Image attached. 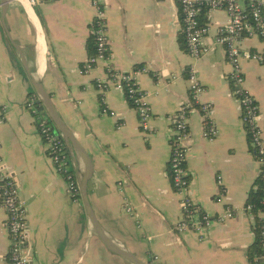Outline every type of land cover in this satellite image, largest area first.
Returning a JSON list of instances; mask_svg holds the SVG:
<instances>
[{
	"label": "crops",
	"instance_id": "obj_1",
	"mask_svg": "<svg viewBox=\"0 0 264 264\" xmlns=\"http://www.w3.org/2000/svg\"><path fill=\"white\" fill-rule=\"evenodd\" d=\"M3 1L0 158L26 206L31 264H251L259 255L249 259L260 216L248 213L246 205L257 192L260 168L232 91V66L224 48L214 45L228 14H203L210 50L196 61L186 41L185 48L179 41L178 0H105L110 58L86 75L82 66L91 57L90 24L96 15L91 0L37 6L9 0L7 12ZM241 44L264 54L259 36L245 37ZM192 66L205 89L200 102L212 104L219 136L203 138L201 112L191 113L190 195L212 217L227 208L236 212L234 219L214 225L204 242L193 232L173 231L181 220L182 195L172 188L170 136L180 108L191 99ZM137 67L146 68L137 81L149 93L153 112L146 133L125 93L114 88L106 93V106L116 113L112 117L102 111L95 87L109 69L130 73ZM241 67L245 87L263 113L264 138V64L244 60ZM32 96L39 99V116L50 119L65 140L80 190L77 201L54 169L38 117L26 106ZM5 224L0 206V264H10Z\"/></svg>",
	"mask_w": 264,
	"mask_h": 264
},
{
	"label": "built area",
	"instance_id": "obj_2",
	"mask_svg": "<svg viewBox=\"0 0 264 264\" xmlns=\"http://www.w3.org/2000/svg\"><path fill=\"white\" fill-rule=\"evenodd\" d=\"M32 6L42 2H55L58 0H28ZM182 11V33L186 41L188 54L196 61L204 58L210 48L206 38L210 27L202 23V16L206 12L224 10L228 14V21L220 29L215 39L216 46L224 48L226 58L232 66L230 80L232 91L241 107V121L254 150L259 164L258 184L255 191L261 193V207L257 211L260 218L259 255L251 264H264V138L261 121L263 113L254 96L246 89V78L242 71L241 63L244 60L264 64V54L242 48L245 37L259 36L264 40V0H178ZM96 11L95 18L90 24V34L95 40V55L91 56L82 66L84 74H90L97 63L110 58L108 41V25L105 19V0H91ZM146 72V68H135L130 73L113 72L108 70L107 78L97 79L95 87L99 92L102 111L116 117L114 111H109L106 106V93L112 88L126 94L129 102L135 108L141 129L146 133L150 128L152 107L149 102V93L144 91L137 81V75ZM190 94L188 100L180 108L170 136L171 157L169 170L173 190L182 195L180 200L181 220L173 227L177 234L193 232L198 240L204 242L211 228L216 224L236 217L235 210L227 208L217 217L205 213L190 195L191 175L186 167L187 156L190 152V116L198 109L201 112L204 128L203 138L214 141L219 136V129L211 118L212 104L201 103L200 98L205 89L202 86L194 66L189 68ZM30 112L38 117V132L50 154L55 171L61 175L67 184V193L73 201L79 197V186L74 174L71 173V159L64 138L55 131L48 118L40 117L38 109L39 99L32 96L26 104ZM6 110V107H4ZM119 124L118 128H121ZM121 184V182H120ZM217 184H224L223 178L218 176ZM0 206L6 212L5 228L10 240L8 261L10 264H31L27 253L29 248V226L27 210L20 199L14 176L7 172L0 158ZM255 205L248 203L246 211L254 212ZM131 212V210L129 209Z\"/></svg>",
	"mask_w": 264,
	"mask_h": 264
},
{
	"label": "trees",
	"instance_id": "obj_3",
	"mask_svg": "<svg viewBox=\"0 0 264 264\" xmlns=\"http://www.w3.org/2000/svg\"><path fill=\"white\" fill-rule=\"evenodd\" d=\"M203 18H204V16H202V23H204ZM184 40H185L184 39V35L182 33L180 38H179V41H180V44H181V46L183 48H185ZM88 49H89L90 56L95 55L96 44H95L94 38H90L89 39V41H88ZM71 173L74 174V177H75V173H74L72 167H71ZM249 203H252L253 205H255L254 213H257V211L261 207V204H260L261 203V193L258 192V191L256 193H252L251 196H250V199H249ZM259 252H260V246H259L258 241H256V243L249 250V259L252 260L253 257L255 255H257Z\"/></svg>",
	"mask_w": 264,
	"mask_h": 264
},
{
	"label": "water",
	"instance_id": "obj_4",
	"mask_svg": "<svg viewBox=\"0 0 264 264\" xmlns=\"http://www.w3.org/2000/svg\"><path fill=\"white\" fill-rule=\"evenodd\" d=\"M8 3H9V0H5V1L2 2V6H3L5 12H7ZM13 45H14V48L17 50V52L20 53L21 51H20L19 47L14 43V41H13Z\"/></svg>",
	"mask_w": 264,
	"mask_h": 264
}]
</instances>
